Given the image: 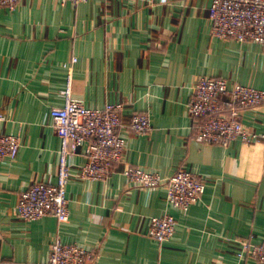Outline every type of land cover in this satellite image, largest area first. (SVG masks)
Masks as SVG:
<instances>
[{
    "label": "crops",
    "instance_id": "obj_1",
    "mask_svg": "<svg viewBox=\"0 0 264 264\" xmlns=\"http://www.w3.org/2000/svg\"><path fill=\"white\" fill-rule=\"evenodd\" d=\"M211 3L23 0L14 11L0 7L2 132L21 139L15 160H0V264H47L57 238L93 252L91 264H259L238 252L239 241L264 238V142L198 141L187 103L199 77L264 90V44L214 37ZM69 84L87 107L126 103L124 159L107 180H82L87 157L75 149L69 220L23 221L14 211L21 193L57 183L61 142L49 112L63 104ZM135 113L150 115L147 135L127 128ZM244 123L264 133V104L245 111ZM130 166L163 177L191 171L205 193L183 213L168 205L165 187L131 185L123 174ZM166 213L178 225L159 243L149 235L151 218Z\"/></svg>",
    "mask_w": 264,
    "mask_h": 264
},
{
    "label": "built area",
    "instance_id": "obj_2",
    "mask_svg": "<svg viewBox=\"0 0 264 264\" xmlns=\"http://www.w3.org/2000/svg\"><path fill=\"white\" fill-rule=\"evenodd\" d=\"M23 0H0V7L14 11ZM90 0H59L61 5L77 6ZM212 35L223 40L264 44V0H212ZM76 62V58L73 59ZM264 104V90L239 83L229 84L225 78L199 77L194 85V96L187 103L189 115L195 119L196 139L205 144L229 146L235 140L252 144L264 142L259 133L244 123V112ZM126 103H109L103 108L85 106L73 98L71 85L64 94L61 106L50 109L53 127L60 139L59 172L57 183L38 182L24 190L15 207V215L23 221H34L47 216L60 223L69 220L67 187L73 178L71 157L75 149H84L87 162L81 166L82 180L105 181L114 164L124 159L126 138L119 130L124 125L122 115ZM7 116L0 113V160L16 159L21 139L4 134L2 125ZM127 128L136 135H147L152 120L147 113H135ZM128 182L138 188L165 187L168 205L186 213L199 202L206 190L205 183L191 171L179 170L170 177L157 172L130 166L124 171ZM178 221L166 213L151 218L150 237L165 243L174 234ZM238 256L255 258L264 264V238L259 245L239 241ZM94 253L78 244H66L55 239L51 244L47 264H91Z\"/></svg>",
    "mask_w": 264,
    "mask_h": 264
}]
</instances>
